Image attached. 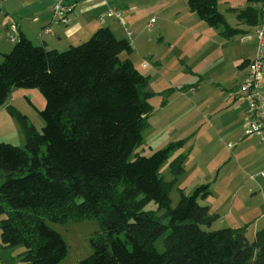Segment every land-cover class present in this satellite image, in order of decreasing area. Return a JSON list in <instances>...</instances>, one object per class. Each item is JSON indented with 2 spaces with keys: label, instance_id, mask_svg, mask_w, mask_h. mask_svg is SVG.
I'll return each mask as SVG.
<instances>
[{
  "label": "trees",
  "instance_id": "trees-1",
  "mask_svg": "<svg viewBox=\"0 0 264 264\" xmlns=\"http://www.w3.org/2000/svg\"><path fill=\"white\" fill-rule=\"evenodd\" d=\"M220 0H187L189 9L230 38ZM236 18L249 27L260 18L264 0H243ZM131 42L108 26L64 50L34 44L24 33L0 60V106L13 88L38 89L45 103L41 131L16 107L7 105L24 135L23 146L0 142V242L22 246L23 264H59L67 254L63 237L46 220L65 223L96 218L89 237L91 254L78 264H264V226L252 240L245 227L206 230L218 213L200 200L209 183L190 193L170 190L183 171V155L160 167L184 139L141 155L143 131L153 106L149 76L129 58ZM153 202L156 210L144 209ZM163 236V251L154 242Z\"/></svg>",
  "mask_w": 264,
  "mask_h": 264
},
{
  "label": "rangeland",
  "instance_id": "rangeland-1",
  "mask_svg": "<svg viewBox=\"0 0 264 264\" xmlns=\"http://www.w3.org/2000/svg\"><path fill=\"white\" fill-rule=\"evenodd\" d=\"M2 1L0 0V4ZM228 1L220 0L217 7L224 14L226 21L234 25L236 19L229 10L230 4ZM145 3L148 4V7L140 8V32L142 36L136 45L129 40L132 43L133 51L130 54L122 52L120 58H129L137 70L147 75L151 72L150 70H154L150 68L149 63H154L156 56H163L169 69L162 70L156 65L155 68L157 69L155 71L159 74L155 73V82L153 81L147 86V91H160L162 87L156 89V84L162 83V76H170L171 73L178 75L180 68H183L181 62L186 58L188 60L189 57L192 62L197 60L201 64H205L210 72L221 73V78H219L221 81L223 80L222 77L229 76L242 65V62L238 61V48L243 44L239 40L240 34L234 35L229 40V44L226 45L229 49L223 51V49L217 48L212 40L207 39L199 29L194 27L195 21H201L209 27L212 26L200 20L189 9L187 0H141L137 2V5H144ZM151 18H153L152 21H150ZM7 38L4 36L1 43L12 44ZM132 40H134V36H132ZM9 50H4L0 54ZM170 55L175 56V58L180 56V59L177 58L175 62H172ZM1 58L2 56H0V60ZM176 80L174 81L176 82ZM240 83L238 81L236 84L239 86ZM261 86H263L262 83ZM223 88L228 90L229 87L223 86ZM12 91L13 93L11 92L5 101L6 104L14 105L22 115L26 116L29 124L41 131L44 122L39 111L45 103L42 94L38 89L13 88ZM161 91H163V94H171L173 89L169 87ZM161 91L159 95H153L150 92L148 102L152 106L162 101ZM235 92H237V89ZM213 101L214 99L205 105H210ZM223 115L225 114L221 113L217 119L224 118ZM159 117L160 112H152L148 117L149 124L142 133L143 143L137 149L139 154L149 155L153 150L160 149L170 143L169 137L161 131L163 125L161 123L159 125L155 124ZM206 119H208V122L214 121L208 116H206ZM223 126H220L219 135H215V133L212 135L210 144L198 148L187 160V169L175 180L171 187L169 194L171 206H174L179 199L180 195L177 188L184 187L185 192L188 194L196 186L195 176H202L201 172L203 170L211 172L208 181L210 186L217 185L218 189L224 187L231 190V196L234 197L233 201H235L234 204L227 202L224 206L219 205V211L210 209L213 212L217 211L219 216L210 226H202V228L215 230L225 227H245L247 238L252 240L254 232L264 226V175L261 174L263 163L260 162L261 150L258 146L264 144V142H261L258 137L254 139L253 136L246 134V129L238 137V140H234L237 125L233 124L229 128L230 130L224 129ZM0 142H8L18 146L24 144L21 126L18 120L12 117L7 110H2L0 113ZM185 142L186 139H184L182 146ZM242 150H244V153L240 156L238 164H231L228 161L230 154ZM185 158L186 154L183 156L184 162ZM169 161L170 159L164 161L159 169L160 174L168 181L173 179L169 171ZM217 176L218 179L215 181L214 179ZM1 181L2 177L0 176V183ZM144 209L156 210L157 213L161 212L153 202H149ZM46 223L63 237L67 245V254L59 264H78L80 260L91 254L89 237L93 232L100 229L96 218H85L80 221L68 220L61 224L46 220ZM154 245L156 250L163 251V236L159 237ZM22 249V246H14L4 250L0 242V264H23L17 256Z\"/></svg>",
  "mask_w": 264,
  "mask_h": 264
},
{
  "label": "crops",
  "instance_id": "crops-1",
  "mask_svg": "<svg viewBox=\"0 0 264 264\" xmlns=\"http://www.w3.org/2000/svg\"><path fill=\"white\" fill-rule=\"evenodd\" d=\"M139 1L141 0H65L67 4L71 5V11L67 14L68 23H63L51 11L52 0H7V2L3 0L0 4V52L12 47V44L1 43L4 36L9 37L12 26L15 27L12 32L15 39L22 32L34 44H42L48 49L64 50L69 45L78 44L88 39L97 28L103 25L108 26L118 38H126L136 45L142 36L140 32V8L148 7L147 3L137 5ZM228 2L230 4L229 10L236 19L232 26L240 30L238 33L240 34L239 40L243 43L238 48V61L242 62L239 69L229 76L222 77L223 80L221 81L219 80L221 73H212L205 64H201L197 60L192 62L189 57L188 60L186 58L181 62L183 68H180L178 75L174 73H171L170 76L163 75L162 83L156 84V89L157 87H162L161 90L169 87L173 89L171 94H163V91L160 90L162 101L153 105V112H160V117L155 124L161 123L163 125L161 131L169 137V142L186 139L185 144L174 150L167 158L170 159L169 166L176 156L186 154L185 162L183 161V173L187 169L186 163L190 156L198 148L210 144L212 135L214 133L215 135L220 134V126L224 125V129L227 130L236 124V138L234 140H238L246 127L247 105L235 90L238 86L236 83L243 81L247 63L254 55L256 41L252 36L253 27L244 25L236 18V9L243 7V1L229 0ZM110 10L113 11L112 14H109ZM114 13H119L120 17L116 18ZM152 20L153 18L150 19V21ZM195 23L194 27L199 29L207 39L212 40L217 48H221L223 51L229 49L226 45L229 44V40L234 35L226 39L220 35L221 28L209 27L201 21H195ZM46 28L49 30H45ZM127 30L130 31L129 35ZM249 33L251 34L249 35ZM132 36H134V40H132ZM7 40L12 43L9 38ZM177 58L180 59V56ZM177 58L170 55L172 62H175ZM149 64L151 65L150 68L154 70H150L151 72L147 74L149 76L148 85L155 80V73L159 74L155 71L156 65L162 70L169 69L163 56H156L154 63L150 62ZM175 79H177L176 82ZM261 83L264 90V72ZM223 86L229 87L228 90L224 89ZM160 91L150 92L153 95H159ZM11 92L13 93V91ZM212 99H214L212 104L205 105ZM7 105L12 104L5 102L0 106V113L2 110H7ZM221 113L225 114L223 115L224 118L217 119ZM206 116L214 121L208 122ZM253 137L257 139V137ZM258 146L261 150L260 162L264 163V144ZM243 153L244 150L231 153L228 161L231 164H238ZM201 175L195 176L196 186L209 183L211 172L203 170ZM217 179L218 176L214 180ZM209 191V194L201 199L203 203L201 200L200 203L208 205L210 209L219 211V205L224 206L227 202L234 204L235 200L233 201L234 197L231 196V190L224 187L218 189V186L214 185L209 187Z\"/></svg>",
  "mask_w": 264,
  "mask_h": 264
},
{
  "label": "built area",
  "instance_id": "built-area-1",
  "mask_svg": "<svg viewBox=\"0 0 264 264\" xmlns=\"http://www.w3.org/2000/svg\"><path fill=\"white\" fill-rule=\"evenodd\" d=\"M52 1L51 11L60 21L68 23L67 14L71 11V5L67 4L65 0ZM112 12L110 10L109 14ZM114 16L120 17L119 13H114ZM14 30L15 27L12 26L8 37L11 41L15 39L12 35ZM45 30H49V28ZM127 34L129 35L130 31L127 30ZM252 36L256 41L254 55L247 63L246 72L243 81L237 87V93L247 105L246 134L256 136L264 142V91L261 86L264 67V6L258 23L253 26ZM261 174L264 175V163Z\"/></svg>",
  "mask_w": 264,
  "mask_h": 264
}]
</instances>
